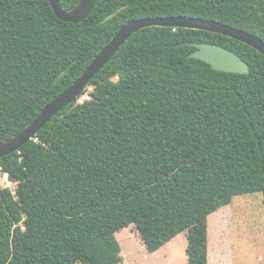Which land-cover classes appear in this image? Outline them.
Returning a JSON list of instances; mask_svg holds the SVG:
<instances>
[{
  "label": "trees",
  "instance_id": "1",
  "mask_svg": "<svg viewBox=\"0 0 264 264\" xmlns=\"http://www.w3.org/2000/svg\"><path fill=\"white\" fill-rule=\"evenodd\" d=\"M51 1L0 0V142L130 21L201 18L264 41V0H97L80 24L60 20ZM198 43L236 53L250 74L190 59ZM81 98L0 160L16 184L0 189V264H123L117 235L131 226L149 254L185 234L187 264H209L210 216L243 195L264 203V56L255 49L204 31L142 29Z\"/></svg>",
  "mask_w": 264,
  "mask_h": 264
},
{
  "label": "water",
  "instance_id": "2",
  "mask_svg": "<svg viewBox=\"0 0 264 264\" xmlns=\"http://www.w3.org/2000/svg\"><path fill=\"white\" fill-rule=\"evenodd\" d=\"M62 1L63 0H52V9L60 20L72 24H80L87 20L97 3V0H82L73 9L66 11L62 8ZM124 9L125 8L119 9L105 19L103 23L110 21ZM153 27L182 28L223 35L248 45L264 56V41L261 38L217 21L185 16L145 18L130 21L114 35L69 89L43 108L34 121L21 132L6 141L0 142V160L18 152L22 147L34 140L37 134L53 118L81 98L82 93L90 85L91 81L111 62L134 34L142 29ZM192 45L196 50L189 56L190 59L200 60L210 65L215 71L240 75L250 74L249 64L236 53L215 44L198 43ZM62 76L63 74L60 75L55 83H57Z\"/></svg>",
  "mask_w": 264,
  "mask_h": 264
},
{
  "label": "rangeland",
  "instance_id": "3",
  "mask_svg": "<svg viewBox=\"0 0 264 264\" xmlns=\"http://www.w3.org/2000/svg\"><path fill=\"white\" fill-rule=\"evenodd\" d=\"M89 88V93L92 91ZM89 99V94L79 100ZM15 190L7 175L0 189ZM123 264H187V238L180 235L155 254H149L134 226L118 233ZM209 264H264V203L262 194L236 197L209 218Z\"/></svg>",
  "mask_w": 264,
  "mask_h": 264
},
{
  "label": "crops",
  "instance_id": "4",
  "mask_svg": "<svg viewBox=\"0 0 264 264\" xmlns=\"http://www.w3.org/2000/svg\"><path fill=\"white\" fill-rule=\"evenodd\" d=\"M178 237H179V236H178ZM163 248H164V247H163ZM163 248H162V249H163ZM162 249H161V250H162ZM159 251H160V250H159ZM159 251H158V252H159ZM156 253H157V252H156ZM154 254H155V253H154Z\"/></svg>",
  "mask_w": 264,
  "mask_h": 264
},
{
  "label": "built area",
  "instance_id": "5",
  "mask_svg": "<svg viewBox=\"0 0 264 264\" xmlns=\"http://www.w3.org/2000/svg\"><path fill=\"white\" fill-rule=\"evenodd\" d=\"M37 141V140H36Z\"/></svg>",
  "mask_w": 264,
  "mask_h": 264
}]
</instances>
